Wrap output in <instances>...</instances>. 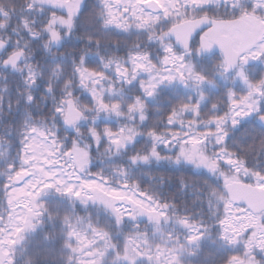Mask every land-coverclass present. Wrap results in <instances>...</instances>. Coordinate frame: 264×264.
I'll use <instances>...</instances> for the list:
<instances>
[{"label": "snow or ice", "instance_id": "obj_1", "mask_svg": "<svg viewBox=\"0 0 264 264\" xmlns=\"http://www.w3.org/2000/svg\"><path fill=\"white\" fill-rule=\"evenodd\" d=\"M0 264H264V0H0Z\"/></svg>", "mask_w": 264, "mask_h": 264}]
</instances>
